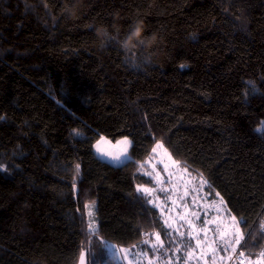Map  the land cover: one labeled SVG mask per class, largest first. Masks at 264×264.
I'll return each mask as SVG.
<instances>
[{
    "label": "trees",
    "instance_id": "trees-1",
    "mask_svg": "<svg viewBox=\"0 0 264 264\" xmlns=\"http://www.w3.org/2000/svg\"><path fill=\"white\" fill-rule=\"evenodd\" d=\"M136 21L156 45L123 47ZM263 119L264 0H0V264H78L82 248L87 264H119L106 241L151 250L155 232L166 259L185 254L137 192L156 184L157 142L259 239ZM101 136H129L131 157L97 156Z\"/></svg>",
    "mask_w": 264,
    "mask_h": 264
},
{
    "label": "rangeland",
    "instance_id": "rangeland-1",
    "mask_svg": "<svg viewBox=\"0 0 264 264\" xmlns=\"http://www.w3.org/2000/svg\"><path fill=\"white\" fill-rule=\"evenodd\" d=\"M264 128V119L257 126V129ZM107 141H111V143H104L101 145V149L103 151L109 152L112 155H119L123 145H118L116 142L122 140L124 137H127L128 140L131 141V145L127 148V156L122 157L119 161L114 160L111 156L101 155L100 152L97 151L96 144H94V151L103 160L109 161L114 164H120L128 160L130 156V149L132 146V139L129 136H123L116 139H111L106 136ZM164 149H166L163 145L162 149H157L156 152H153V155L147 161V165L150 168L149 172L153 173V177L155 179L156 174H159V177L163 179V183H157L155 179L154 186H144L148 188H153L154 192L151 195V199L153 203L158 207L161 212V215L164 218L165 224L173 231V237L176 239L181 238L179 235L180 232L185 233V237H187L190 229L188 223L186 221H191L194 225L192 229V235L195 236L199 233V236L202 240L201 246L196 249L193 253L194 257H199L203 254L204 259L198 260L196 258L190 257L187 261L183 259L184 255L181 253L174 251L171 259L172 264H212V252L214 249L218 247L219 240L215 235L213 229L216 227L213 220L217 222L223 221L225 225L228 223V216L225 212L224 205L221 206L219 204L216 207L220 208V213H217L215 208L212 207L214 202H218L219 200L213 199V197L209 198V193L206 191V185L200 184L201 176L197 174H193L189 170L185 173L182 168L184 166L178 168L173 164V160L177 161L172 155L171 159H169L168 154L165 153ZM167 153L169 151L167 150ZM167 165V170H165V166ZM172 174L169 176V174ZM160 188H166L167 192H161ZM187 193V194H185ZM167 197V198H166ZM199 219H196V217ZM207 220L208 224L205 226L204 221ZM207 228L206 233L201 231V228ZM178 229V231H177ZM175 233V234H174ZM178 237V238H177ZM162 239V238H161ZM155 239L152 240L151 243H154ZM193 245L195 244V240H192ZM106 244L111 246L115 245L116 248H124L119 247L117 244L111 241H106ZM151 245V244H150ZM110 255L119 263V264H128V261L132 259L129 256L127 259H119L114 256V249L107 247ZM135 252L146 251L148 253L149 259H155L153 256L152 250L146 247H135L132 248ZM191 249H189L190 251ZM157 255H160L159 253ZM232 255L231 253L217 252L216 264H222L224 260H220L219 257ZM165 256H161L159 260H156L155 264H164ZM141 264H148V260H145L143 256L140 257ZM226 260V259H225ZM135 264V262H134Z\"/></svg>",
    "mask_w": 264,
    "mask_h": 264
},
{
    "label": "snow or ice",
    "instance_id": "snow-or-ice-1",
    "mask_svg": "<svg viewBox=\"0 0 264 264\" xmlns=\"http://www.w3.org/2000/svg\"><path fill=\"white\" fill-rule=\"evenodd\" d=\"M130 35V32L127 34ZM127 37V36H126ZM137 43L143 45V40L137 41ZM181 67H184V65H181ZM251 86V90L253 92L259 91L257 87L255 86L254 82L248 81L247 82ZM247 95V93H246ZM258 131L264 130L257 129ZM104 143H111V141H107L105 137H100V139L97 141L96 148L97 151L100 152L101 155L111 156L112 159L119 161L122 157L127 156V148L131 145V141L128 140L127 137H124L122 140L117 141L116 143L118 145H123V148L120 151L119 155H112L109 152L103 151L101 149V145ZM163 144L160 142H157L156 146L152 149V152H156L157 149H162ZM165 153L168 154L169 159H171V154L167 153V149H164ZM173 164L176 165L178 168L181 167L180 162L173 160ZM77 174L79 173V164L76 166ZM143 167V165H141ZM165 170H167V165L165 166ZM183 172H187L188 169L186 166L182 168ZM0 171H7V166L4 164H0ZM149 177H153L152 172L145 173ZM172 174L170 173L169 176ZM156 182L162 184L164 181L162 178L159 177V174H156ZM200 184L204 185L207 184V181L201 177ZM161 192H167L166 188H160ZM137 192L141 193L142 195L151 196L154 192L153 188H148L144 186H137ZM187 194V193H185ZM217 196H219V193H216ZM167 198V197H166ZM149 203H152L153 201L149 199ZM223 198L221 197L218 202H214L212 205L213 208L217 211V213H220V208L216 207L217 204L223 206L224 205ZM89 208L88 216V231L91 235H96L98 233V229L95 226V216H94V202H92L90 205L87 206ZM225 212L228 216V223L227 225L224 224V222L221 220L217 222L216 220H213L212 223L216 225V227L213 229L215 235L217 236L219 240L218 247L213 250L212 252V264H216V258H217V252H224V253H231L232 255H226L219 257L220 260H231L233 259V256H237L240 258V264H244V259H249L251 261V264H264V247H262V242H264V223L260 224L259 227V239L257 238V233L253 232L252 230H249L248 232H245L241 225H244L247 227L246 222L242 219L237 218L236 215L232 214L230 210L225 209ZM196 219H199L197 216ZM189 225V233L186 237V242H184L181 247L185 249V255L183 259L187 261L190 257L196 258L198 260L204 259L203 254H201L199 257H194L193 253L196 251L197 248L201 246L202 240L199 236V233H197L195 236L192 235V229L194 228V225L191 223V221H186ZM204 225L206 226L208 224V221L205 220ZM171 227V225H169ZM178 231V229H177ZM201 231L205 232L207 231V228H201ZM145 235H154L155 242L151 243V250L153 252V256L155 259H149L148 253L146 251L142 252H135L132 248H116L115 245H107L106 247H110L111 249H114V256L118 257L119 259H127L129 256L132 257L131 260L128 261V264H141L140 257L143 256L145 260H148V264H155L156 260H159L161 256L166 255V253L170 250L168 247H165L164 241L161 239L159 232L155 233H145ZM166 235L169 237V245H172L175 242V239L171 237V233H166ZM179 235L181 237H185L184 232H180ZM195 240V244L193 245L191 243L192 240ZM143 243L148 244L149 241L145 240ZM251 244L252 247L260 248V251L257 253H253L249 250L247 257H245L244 249L249 248V245ZM136 246H133L135 248ZM189 249H191L189 251ZM239 249V251H238ZM173 251L179 252L181 248L177 247L174 249H171ZM160 255H157V254ZM87 256H88V250L86 248H82L80 251V255L78 258V264H87ZM253 256H255V259H251ZM164 264H172L171 258L165 259Z\"/></svg>",
    "mask_w": 264,
    "mask_h": 264
},
{
    "label": "clouds",
    "instance_id": "clouds-1",
    "mask_svg": "<svg viewBox=\"0 0 264 264\" xmlns=\"http://www.w3.org/2000/svg\"><path fill=\"white\" fill-rule=\"evenodd\" d=\"M80 4L83 3V0H79ZM70 14L74 18L77 15L76 8L70 9ZM113 27L118 28L117 24H114ZM97 36L101 40L108 37L107 30L101 26L97 29ZM143 40V46L145 50L153 47L158 43L157 36L155 34L151 36H145V25L143 21H136L134 25L131 26L130 35H127V37L123 40V47H125L128 50H136L140 48L141 44L137 43V41ZM157 53H152L149 57V60L147 62H150L151 57L156 56Z\"/></svg>",
    "mask_w": 264,
    "mask_h": 264
},
{
    "label": "built area",
    "instance_id": "built-area-1",
    "mask_svg": "<svg viewBox=\"0 0 264 264\" xmlns=\"http://www.w3.org/2000/svg\"><path fill=\"white\" fill-rule=\"evenodd\" d=\"M261 223H264V217L261 219L260 224ZM226 264H240V258H238L237 256H233V259L228 260ZM244 264H251V261H247L246 259H244Z\"/></svg>",
    "mask_w": 264,
    "mask_h": 264
}]
</instances>
